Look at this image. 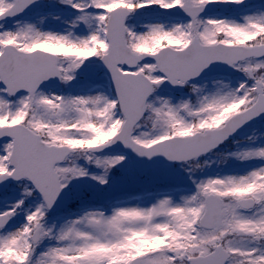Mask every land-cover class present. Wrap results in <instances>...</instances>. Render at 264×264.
Listing matches in <instances>:
<instances>
[{
    "label": "snow or ice",
    "instance_id": "1",
    "mask_svg": "<svg viewBox=\"0 0 264 264\" xmlns=\"http://www.w3.org/2000/svg\"><path fill=\"white\" fill-rule=\"evenodd\" d=\"M0 264H264V0H0Z\"/></svg>",
    "mask_w": 264,
    "mask_h": 264
}]
</instances>
